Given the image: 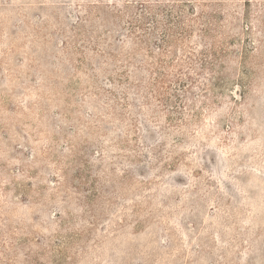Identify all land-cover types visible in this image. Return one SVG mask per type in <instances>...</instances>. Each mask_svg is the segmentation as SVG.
Here are the masks:
<instances>
[{
    "label": "rangeland",
    "instance_id": "1",
    "mask_svg": "<svg viewBox=\"0 0 264 264\" xmlns=\"http://www.w3.org/2000/svg\"><path fill=\"white\" fill-rule=\"evenodd\" d=\"M0 264H264V0H0Z\"/></svg>",
    "mask_w": 264,
    "mask_h": 264
}]
</instances>
